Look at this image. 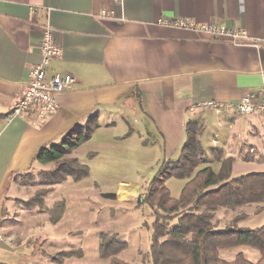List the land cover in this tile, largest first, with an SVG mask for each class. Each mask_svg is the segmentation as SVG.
<instances>
[{
    "label": "crops",
    "instance_id": "0c3cea01",
    "mask_svg": "<svg viewBox=\"0 0 264 264\" xmlns=\"http://www.w3.org/2000/svg\"><path fill=\"white\" fill-rule=\"evenodd\" d=\"M174 19L240 28L250 39L264 38V0H121L119 5L113 0H0V264H49L45 256L50 253L34 247L47 234L30 235L26 226L22 232L19 221L37 218L35 229L43 221L58 225L67 216V202L61 195L65 209L52 225L38 211L19 207L24 198L17 179L49 165L35 160L37 152L59 145L71 130L96 124L83 143L102 141L96 147L100 151L88 152L91 161L104 149H111L113 158L143 159L149 147L165 164L180 156L186 124L193 122L203 128L199 141L208 165L218 167L215 153L219 160L232 158L233 167L236 161H261L264 112L240 117L202 105L235 104L249 93L264 96V43L238 45L160 24ZM45 24L61 48L60 57L47 66V77L71 75L76 83L56 95L57 109L45 119L36 121L33 108L12 117L30 70L40 61ZM135 134L139 142L128 144Z\"/></svg>",
    "mask_w": 264,
    "mask_h": 264
},
{
    "label": "rangeland",
    "instance_id": "374dc122",
    "mask_svg": "<svg viewBox=\"0 0 264 264\" xmlns=\"http://www.w3.org/2000/svg\"><path fill=\"white\" fill-rule=\"evenodd\" d=\"M139 136L135 134L133 137L135 139H131L128 144H134V140L138 143ZM152 136L154 139L157 138L155 132ZM153 142L149 138L150 145ZM101 143L102 141L96 142L94 140L85 144L82 143L68 156V158L75 157L80 164L89 169L88 178L80 181L77 185L68 180L67 183L59 185L56 193H54L55 186L53 191L48 192L52 187L48 183L46 174L55 170L53 164L34 170L17 179L18 186L23 192L20 197L24 198L23 203L19 202V207L21 206L31 212L36 210L41 215L43 214L47 221L50 214L48 215L45 208L50 207L53 204L51 202L55 199L63 200L62 198L59 199L61 195L67 202V216L58 225L51 226L43 221L41 226L35 229L34 225L38 222L37 218L33 219L27 216V218H22L19 221L20 227H23V230H20L22 232L26 226L25 231L30 235L34 233L47 234L44 236L45 242L40 238L34 247L40 248L41 252L50 253L46 256L41 254L45 256L49 264H52L50 257L53 256L59 260L62 256H57V253L62 254L63 252L75 253L73 257L65 258L63 264H109V259L99 257L98 237L100 233L108 236L114 235L118 241L127 243V248L118 255L121 260L131 264H152L150 246L154 210L148 203H144L145 188L158 177L164 164H161L157 150L154 148L152 152L149 147L147 155L143 159L113 158L109 156L111 149L101 151L102 156L97 159L92 161L91 158L88 159V152L100 151L96 147L97 145L99 147ZM262 145L264 146V142ZM122 151L121 149L118 152ZM143 152L146 150L143 149ZM261 154L263 155H260L261 161L259 162L245 164L236 161L232 178L250 173H264V151ZM212 169L215 171L218 167L213 165ZM185 182L186 180L177 178L166 180L165 186L172 198L177 199L179 197ZM133 193L137 195L134 196ZM35 201H39V203ZM258 206H261L263 210L261 211V207ZM256 210L261 212L254 214ZM53 214L56 215V211ZM243 215L245 218L237 223V228L255 229L261 227L264 224V202L260 205L244 206L234 211L217 210L212 223L219 230H224L232 218H239ZM175 221L168 223L169 230L175 226ZM78 253L81 255L76 257ZM240 253L252 263H255L259 257L253 249L235 247L220 249L219 258L223 261H231ZM41 264L45 263L42 262Z\"/></svg>",
    "mask_w": 264,
    "mask_h": 264
},
{
    "label": "trees",
    "instance_id": "16d2710c",
    "mask_svg": "<svg viewBox=\"0 0 264 264\" xmlns=\"http://www.w3.org/2000/svg\"><path fill=\"white\" fill-rule=\"evenodd\" d=\"M96 127L93 122L84 130H71L57 146L41 148L35 160L42 164H53L55 170L47 173L52 187L71 179L77 184L87 179L89 169L76 158L68 156L82 143L89 140ZM202 127L188 122L185 127V142L180 156L173 163H165L159 175L145 188L144 203L154 210L152 224L150 257L152 264H264V224L255 229H239L237 223L245 215L232 218L224 230L212 223L215 212L220 209L236 210L249 205L264 202V173H250L232 178L233 159L218 161V169L213 170L207 164L199 141ZM201 167V168H200ZM177 178L186 180L177 199L170 196L165 186L166 180ZM38 202L39 201H35ZM42 204V203H41ZM40 205V204H39ZM261 207V206H258ZM50 224H56L62 217L65 202H55L45 208ZM56 209V210H55ZM54 215L53 213H55ZM263 208L261 207V211ZM256 210L258 214L261 212ZM176 220L172 229L168 223ZM98 253L101 259H109V264H131L121 260L118 255L127 248L126 242H120L116 236L99 234ZM247 247L255 250L259 257L255 263L237 254L231 261L219 258L220 249ZM74 252L57 253L59 260L50 257L52 264H63ZM78 253L76 257H79Z\"/></svg>",
    "mask_w": 264,
    "mask_h": 264
},
{
    "label": "built area",
    "instance_id": "2783aa9c",
    "mask_svg": "<svg viewBox=\"0 0 264 264\" xmlns=\"http://www.w3.org/2000/svg\"><path fill=\"white\" fill-rule=\"evenodd\" d=\"M116 5L121 4V0H113ZM107 15L106 11L101 12ZM160 24L190 30L206 35L213 40H228L233 44L258 46L264 43L261 40L250 39L244 30L240 28H230L215 23L196 24L191 20H162ZM40 61L30 70V80L24 90L20 101L15 106L12 117L21 116L26 110L35 109V120L41 121L53 114L57 109L55 97L63 92L70 91L75 79L71 75H53L47 77V66L52 59L61 55V48L54 42L53 31L49 24L42 27V34L39 40ZM203 108L213 109L219 112L220 109L233 111L240 117H248L255 112H264V96L256 98L254 94L243 95L235 104L219 106L213 102H206ZM4 239L0 231V241Z\"/></svg>",
    "mask_w": 264,
    "mask_h": 264
}]
</instances>
